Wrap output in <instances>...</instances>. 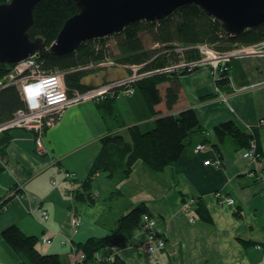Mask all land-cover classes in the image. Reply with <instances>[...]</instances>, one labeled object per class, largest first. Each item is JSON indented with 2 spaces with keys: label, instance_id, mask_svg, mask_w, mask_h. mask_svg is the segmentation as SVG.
Returning a JSON list of instances; mask_svg holds the SVG:
<instances>
[{
  "label": "crops",
  "instance_id": "crops-1",
  "mask_svg": "<svg viewBox=\"0 0 264 264\" xmlns=\"http://www.w3.org/2000/svg\"><path fill=\"white\" fill-rule=\"evenodd\" d=\"M108 70L104 81L130 73L126 67ZM229 76L228 94L217 91V78L207 68L169 77L176 78L181 86L179 101L171 110L165 100L169 82L161 85L163 101L156 112L139 90L100 102L72 104L57 124L46 130L44 155L36 153L32 132L8 131L10 139L2 149L7 163L0 171V204L6 201L0 213V264L26 260L2 236L12 224L37 236L41 252L59 254L62 264H76L79 243L108 235L122 215L141 203L157 218L156 228L165 238L166 248L153 258L141 254L137 247L147 240L141 225L129 245L117 253L125 264H264V181L253 176L264 169V54L234 57ZM87 81L97 84L90 76ZM186 108L196 111L201 129L189 137L178 162L156 171L138 160L125 179L100 171L85 188L95 203L75 197L77 188L84 190L102 137L117 132L132 142V125L146 132L156 127L159 116L178 114ZM229 120L256 134L260 160L245 158L243 149L218 138L215 127ZM199 144L207 147L197 153ZM217 159L220 166L205 164ZM65 171L71 173L69 178ZM22 187L27 191L23 197ZM115 187L123 195L121 200L113 205L99 200L115 192ZM221 193L233 197L235 203L226 204ZM189 197L204 200L210 220L203 219L196 206L185 209L183 203ZM41 207L48 210V219L43 218ZM73 213L82 218L77 232L71 222ZM43 237L51 241L44 242ZM64 239H71L72 246L62 244ZM247 241L251 244L244 245Z\"/></svg>",
  "mask_w": 264,
  "mask_h": 264
},
{
  "label": "trees",
  "instance_id": "trees-1",
  "mask_svg": "<svg viewBox=\"0 0 264 264\" xmlns=\"http://www.w3.org/2000/svg\"><path fill=\"white\" fill-rule=\"evenodd\" d=\"M7 1L10 0H0V2ZM78 11L79 8L75 0H40L33 10L34 21L29 29L31 38L43 37L47 48L55 41L66 20ZM143 33H148L152 43L159 44V46L154 47L153 44V48L149 49L145 44ZM111 37L116 40L118 53L114 54L113 58L117 63L125 65L147 63V67L144 69H151L183 59L174 50L166 49L172 47L174 42L186 46L198 43L215 44L220 50H226L234 44L261 43L264 41V23L231 36L225 34L220 22L206 14L199 5L188 3L180 6L163 19L138 20L130 23L121 32L86 40L76 50L66 54L54 55L44 48L39 52V58L43 60V67L47 71H63L65 73V82L70 93L74 89L85 91L94 87L87 81L94 70L81 67L105 59L108 49L106 43ZM199 57L198 51L194 50L189 51L184 56V60L189 61ZM13 68L14 63L0 62V81L9 75ZM188 71V69L181 70V72ZM229 72L230 70L221 73L217 79V85L223 92L230 90ZM176 73L178 72L172 76ZM169 77L167 73L158 74L137 85V90L142 93L148 106L155 112L156 106L163 101L161 85L165 82H169V85L165 87L167 108L173 109L179 101L180 83L176 78L173 77L171 80ZM23 106L24 102L17 85L0 88V124L11 119L16 110ZM200 129L201 123L196 111L193 108H186L178 114L159 116L156 120V127L149 131L143 132L138 125L129 127L132 142L127 141L121 133L113 132L105 135L101 139V150L83 184L84 190L82 186L77 188L74 191L75 197L86 199L91 204L95 203L93 195L86 193L85 188L91 184L100 171L108 172L112 178L120 176L121 179H125L131 175L138 160L147 162L156 171H163L167 166L179 161L189 137ZM215 133L223 143L232 142L237 149L243 150L251 145L254 138L256 139L254 132L244 131L234 120L217 125ZM9 137L8 131L2 133V137H0V155L5 159L6 155L2 149L4 143L9 141ZM3 169L4 167L0 164V171ZM196 203L195 206L200 216L205 220H210L204 200L197 199ZM5 204L6 201L0 204V213ZM145 212H149L147 205L145 203L138 204L118 219L115 228L108 235L90 237L85 242L79 243L77 252L85 254L87 259L93 262L98 251L104 250V253H109V247H114L116 250L127 247L136 229L142 225V216ZM2 236L16 252L25 256L26 260L21 264H62L59 254L41 252L37 247L40 239L35 235L25 233L16 224L6 227ZM243 244L250 245L251 242L247 241ZM104 264L125 263L117 255L115 260Z\"/></svg>",
  "mask_w": 264,
  "mask_h": 264
},
{
  "label": "built area",
  "instance_id": "built-area-1",
  "mask_svg": "<svg viewBox=\"0 0 264 264\" xmlns=\"http://www.w3.org/2000/svg\"><path fill=\"white\" fill-rule=\"evenodd\" d=\"M194 50L198 51L200 57L189 61L184 60V56L189 51ZM174 51L181 59L183 58L181 61L151 69H144L147 67V63L133 65L122 64L124 67H133L132 74L130 73L129 76L123 79L121 78L118 81L115 80L111 83L94 86L85 91L74 89L72 93L69 92L64 80V72L47 71L44 69V63L39 58V53L29 56L14 64V68L10 73L11 79L8 82H5V78L0 81V88L7 85H17L24 102V106L17 109L11 119L0 124V134L14 129L28 130L33 133L36 153L38 155H44L47 152L44 143L46 130L54 126L61 119L70 105L89 101L100 102L108 97L118 98L121 94L133 95L137 90L135 83L143 77H151L157 73H171L176 69H188L192 71L198 68H207L218 79L221 73L230 70V63L234 57L264 54V42L250 45L234 44L233 48H230L228 51L220 50L215 44L198 43L178 48ZM30 85H34L35 87H27ZM217 91L222 92L219 86H217ZM225 99H227V96H225ZM262 122L264 123V120ZM206 147V144H199L196 146L195 151L199 153L204 151ZM244 157L251 161L260 160L261 155L258 152L255 138L251 141V145L244 150ZM213 163L216 166H220L221 160L217 159L215 162H211L210 160L205 161L206 165ZM0 164L6 166V161L1 155ZM70 175L71 173L69 171H65L66 177H70ZM251 175L253 174L251 173ZM253 176L256 180L264 181V169L255 173ZM26 195V192L24 195L20 194L21 197ZM197 199L196 197L186 199L183 203L185 209L189 210L190 207L195 206ZM225 203L234 204L235 199L228 196L225 199ZM39 211L44 219L50 217L46 208L41 207ZM71 222L74 226V231L77 232L82 223V218L73 213ZM142 226L147 232V240L138 245V251L141 254L153 258L158 251L166 248V240L157 231V218L150 212L143 214ZM43 241L50 242L51 240L43 237ZM62 244H70L72 246L71 239L62 240ZM73 250L76 251V248L74 247ZM109 251V253H104L103 251L96 252L93 262L88 260L85 254H79L77 252L75 255L76 264H104L105 262L115 260L119 250H116L114 247H109Z\"/></svg>",
  "mask_w": 264,
  "mask_h": 264
},
{
  "label": "water",
  "instance_id": "water-1",
  "mask_svg": "<svg viewBox=\"0 0 264 264\" xmlns=\"http://www.w3.org/2000/svg\"><path fill=\"white\" fill-rule=\"evenodd\" d=\"M40 0L0 2V62L18 63L46 48L43 37L31 38L33 10ZM79 11L66 20L46 49L54 55L76 50L93 38L121 32L130 23L156 21L188 3H196L235 36L264 23V0H75Z\"/></svg>",
  "mask_w": 264,
  "mask_h": 264
},
{
  "label": "rangeland",
  "instance_id": "rangeland-1",
  "mask_svg": "<svg viewBox=\"0 0 264 264\" xmlns=\"http://www.w3.org/2000/svg\"><path fill=\"white\" fill-rule=\"evenodd\" d=\"M226 34V33H225ZM143 38H144V41H145V44H146V46L149 48V49H151V48H153V44L154 43H152V41H151V39H150V36H149V34L148 33H143ZM262 42H264V41H262ZM173 46L172 47H170V48H166V49H169V51H172V50H176V49H178V48H182V47H186V45H182V44H180V43H176V42H174L173 44H172ZM241 45H243V44H241ZM159 46V44H154V47H158ZM106 47H108V49H107V57L105 58V59H102V60H100L99 62H93V63H90V64H88V65H86V66H83V67H81L82 69H88V70H94L91 74H90V78H92L93 80H96V82H97V84H95L94 86H100V85H102V84H104L105 83V78L107 77V76H109L108 75V72H109V68L111 67V68H113V67H124V66H122V64L121 63H117L116 62V60H114V58H113V55L114 54H116V53H118V49H117V47H116V40L113 38V37H111V38H108V42L106 43ZM232 49L233 48V46L232 47H229V48H226V50H223V51H228V49ZM167 52H169L168 50H166ZM171 61H172V59H171ZM123 65H125V64H123ZM126 68H129V67H126ZM130 69V73L132 74V72H133V67H131V68H129ZM59 72H63V71H59ZM175 72H181V69H176L175 71H172L171 73H167L170 77L172 76V74H174ZM130 73L128 74V75H126V76H123L122 77V79L123 78H126L127 76H129L130 75ZM160 75V73H157V74H155V75H153V76H156V75ZM152 77V76H151ZM149 78V76H145V77H143L142 79H140L137 83H135V85H138L140 82H143V81H145L146 79H148ZM11 79V75L9 74V75H7L6 77H5V82H8L9 80ZM121 79V78H120ZM120 79H115V80H120ZM64 80H65V77H64ZM115 80H111V81H107L106 83H111L112 81H115ZM89 82V81H88ZM138 91V90H137ZM136 91V92H137ZM222 93H227L228 94V92H223L222 91ZM63 117V116H62ZM61 117V118H62ZM117 119H118V117H117ZM263 120V119H262ZM59 121V120H58ZM261 124H264L262 121H261ZM133 126V125H132ZM130 131V130H129ZM117 187H115V189H116ZM117 191V192H116ZM116 191L115 192H112V193H109L108 195H106V196H102L99 200L100 201H104V202H106V203H108V204H112L113 205V203H115V202H117V201H119V200H121L122 199V196L123 195H119V193H118V189H116ZM221 196L224 198V200L226 199V198H228V196H225V195H223L222 193H221ZM190 198V197H189ZM188 199V198H187ZM98 200V201H99ZM98 204V203H97ZM96 204V205H97ZM187 210V209H186ZM39 244H40V242H39Z\"/></svg>",
  "mask_w": 264,
  "mask_h": 264
},
{
  "label": "clouds",
  "instance_id": "clouds-1",
  "mask_svg": "<svg viewBox=\"0 0 264 264\" xmlns=\"http://www.w3.org/2000/svg\"><path fill=\"white\" fill-rule=\"evenodd\" d=\"M94 39V38H93ZM15 64V63H14ZM27 87H29V88H32V87H35L34 85H30V86H27ZM137 91V90H136ZM57 124V123H56ZM5 159V158H4ZM5 161H6V163H7V160L5 159ZM3 166V165H2ZM4 168L6 167V166H3ZM69 178V177H68ZM21 190H24L26 193H27V191H26V189H24V187H22V188H20V191ZM19 191V190H18ZM6 206V205H5Z\"/></svg>",
  "mask_w": 264,
  "mask_h": 264
}]
</instances>
